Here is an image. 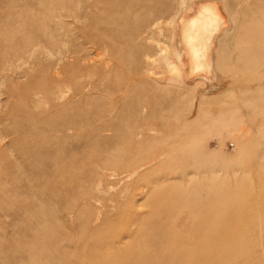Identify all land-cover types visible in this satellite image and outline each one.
I'll list each match as a JSON object with an SVG mask.
<instances>
[{
	"label": "rangeland",
	"instance_id": "obj_1",
	"mask_svg": "<svg viewBox=\"0 0 264 264\" xmlns=\"http://www.w3.org/2000/svg\"><path fill=\"white\" fill-rule=\"evenodd\" d=\"M193 1L0 0V264H264V0L186 81Z\"/></svg>",
	"mask_w": 264,
	"mask_h": 264
},
{
	"label": "bare ground",
	"instance_id": "obj_2",
	"mask_svg": "<svg viewBox=\"0 0 264 264\" xmlns=\"http://www.w3.org/2000/svg\"><path fill=\"white\" fill-rule=\"evenodd\" d=\"M190 8H191V15L187 17V15H185L184 11H186ZM59 15L53 16V17L58 18ZM73 16H74V14H73ZM77 18H78V16H77ZM178 19H180V21L175 22V27H176V30L181 29V31H182L181 41H182L186 51H185L184 55H181L177 52V48L174 47L170 51V54H169V59H170L171 65L173 66V68L175 67V68H178L179 70L184 71V77H185L184 79L186 81L193 80L199 74H204V75L210 77V74L214 70L213 52H212L213 47H214V41L211 42V37L215 38L218 34L217 33L218 30H221L225 24V18H224V15L222 14V12L220 10L219 1L218 0H207V1L202 2L200 4H195V0H194L193 6H191V7L188 6L187 3H185L183 5L182 12H181ZM263 22H264V17H263ZM158 24L159 23L157 21H155L152 25L158 26ZM99 25H105L106 34L110 33V31H109L110 27L107 26V24L105 22L99 23ZM129 35L130 34H128L127 36H129ZM151 78H153V77H151ZM151 126H153V125L150 124L149 121L148 122L146 121L143 123V126L141 128H142V130L146 131ZM135 129H136V127H134V130ZM152 129H154V128H152ZM132 132H133V130H132ZM156 147H157V145H156ZM101 161L102 160H100V162ZM136 172L137 171L135 170V173ZM120 173H122V172H120ZM133 174L134 173H132V174L129 173V174H126V176L129 178ZM111 177H112V175H111ZM166 238L169 239V242L172 241L174 244V236L171 238H169V237H166ZM216 240H218V237ZM214 241H215V237L214 236H213V238L210 237L209 240L206 241V245L214 243ZM172 242H171V244H172ZM208 251H209V253L205 255L208 258V262L212 263V264H217L216 260H218V259H216L217 258L216 253L214 251H212V248L211 249L209 248ZM62 257L65 259L66 253H63ZM118 260H120V259L117 258L116 262H118ZM172 264H174V261ZM179 264H183V262L181 261Z\"/></svg>",
	"mask_w": 264,
	"mask_h": 264
}]
</instances>
